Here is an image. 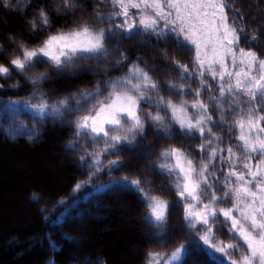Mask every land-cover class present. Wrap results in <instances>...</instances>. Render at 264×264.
Segmentation results:
<instances>
[{"label": "snow or ice", "instance_id": "snow-or-ice-1", "mask_svg": "<svg viewBox=\"0 0 264 264\" xmlns=\"http://www.w3.org/2000/svg\"><path fill=\"white\" fill-rule=\"evenodd\" d=\"M30 3L0 0V7L23 10ZM92 3L97 9H113L91 16L95 23L109 27L97 29L93 24L79 23L69 31H54L50 6H39L28 21L30 30L37 37L51 34L34 47L9 37L16 54L0 62V80L7 81L13 73L32 74L28 82L38 88L50 79L38 67L59 74L81 67L80 60L103 62L111 57L110 42L115 41L112 48L120 49L124 40L136 37L154 38L160 57L170 61L164 67L178 72L179 77H167L162 84L142 57L126 63L128 55L120 51L113 64L94 74L108 76L110 69L122 64L127 70L111 81H96L93 91H80L84 103L66 96L52 104L40 94L37 103L24 104L37 123L47 118L62 119L66 113H82L70 121L77 140L67 147L83 153L79 161L87 166L89 178L77 182L73 192L90 184L105 167L109 173L122 168L119 159L108 157H119L125 148L142 146L149 128L157 138L197 140V145L190 146L196 155L169 145L146 166L152 175L169 179L165 187L183 209L180 231L189 230L191 237L170 255L149 251L147 264H190L192 257L201 255L212 264H264V51H259L264 49V14L245 17L233 0ZM81 6L80 0H54L52 5L58 14H75ZM251 20L256 22L249 23ZM4 52L0 45V56ZM176 53L191 59L182 63L175 58ZM3 87L0 84V89ZM72 100H76L75 105L70 104ZM218 133L229 134L230 140L234 136L235 142H226ZM27 134L38 135L35 124ZM81 141L90 144L78 147ZM154 151V147L149 148L143 155L150 157ZM117 187L134 192L144 204L147 214L143 220L153 229L149 239L156 240L157 247L168 244L173 204L162 193L155 194L156 186L147 176L131 180L125 176L105 190L115 191ZM37 198L34 194L33 199Z\"/></svg>", "mask_w": 264, "mask_h": 264}, {"label": "trees", "instance_id": "trees-1", "mask_svg": "<svg viewBox=\"0 0 264 264\" xmlns=\"http://www.w3.org/2000/svg\"><path fill=\"white\" fill-rule=\"evenodd\" d=\"M80 3L82 6L75 14H58V10L52 7L54 0H31L23 10L0 7V45L5 49L0 62L16 54L9 37L34 47L38 40L51 34L37 37L28 23L38 7L45 4L50 6L54 31H69L79 23L93 24L97 29L110 26L95 23L91 16L97 11L111 12L112 8H94L92 0H80ZM233 3L245 17L264 14V0H233ZM111 43L115 41L109 43L111 57L103 62L80 60L78 63L81 67H71L59 74L53 69L38 67V71L50 76L38 88L28 82L32 74L23 76L13 73L7 81L0 80V84L4 85L0 89V264H147L145 256L149 251L167 254L191 238L189 230L180 231L183 209L177 204L175 194L165 187L170 183L169 179L152 175L146 166L152 165L159 152L169 145L184 148L196 155L195 148L190 146L197 145V140L179 136L157 138L154 130L149 128L142 146L125 148L119 157H108L119 159L122 168L109 173L105 167L92 178L90 184L73 192L77 182L89 178L87 166L79 161L83 153L67 147L77 140L70 121L82 113H66L62 119L47 118L37 123L32 113L24 107L28 102L37 103L40 94L52 104L66 96H75L84 103L79 96L80 91H93L96 81H111L127 70L122 64L118 69H110L108 76L94 74L113 64L120 51L127 53L126 63L142 57L162 84L167 77H179L178 72L164 67L170 61L160 57L154 38L124 40L120 49L112 48ZM175 58L188 63L191 56L176 53ZM34 94L36 99H33ZM163 95L168 96L169 93L164 92ZM185 99L191 101V97ZM12 101L17 104L12 105ZM75 103L76 100L70 101L72 105ZM34 124L38 135L29 136L27 132ZM17 129L20 130L19 134ZM218 135H223L228 143L235 142L234 136L230 140L229 134ZM89 144L90 141H81L78 147H88ZM153 147L155 151L150 157L143 155L145 150ZM125 176L130 180L147 176L156 186L155 194L162 193L163 198L173 204L167 226L171 239L164 247H157L156 240L149 239L153 229L143 220L147 210L134 192L118 187L115 191L105 190V186ZM34 194L37 199H33ZM218 235L221 239L225 238L223 233ZM190 264L212 262L201 255L192 257Z\"/></svg>", "mask_w": 264, "mask_h": 264}, {"label": "rangeland", "instance_id": "rangeland-1", "mask_svg": "<svg viewBox=\"0 0 264 264\" xmlns=\"http://www.w3.org/2000/svg\"><path fill=\"white\" fill-rule=\"evenodd\" d=\"M175 250V248L174 249H172V250H170L167 254H171L173 251ZM179 262H173V264H178Z\"/></svg>", "mask_w": 264, "mask_h": 264}]
</instances>
